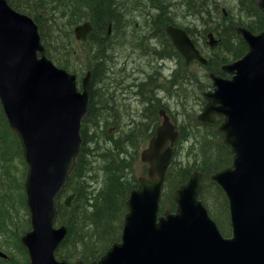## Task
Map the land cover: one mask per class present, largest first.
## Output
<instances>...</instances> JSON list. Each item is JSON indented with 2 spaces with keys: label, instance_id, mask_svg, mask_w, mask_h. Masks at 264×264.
Here are the masks:
<instances>
[{
  "label": "water",
  "instance_id": "obj_1",
  "mask_svg": "<svg viewBox=\"0 0 264 264\" xmlns=\"http://www.w3.org/2000/svg\"><path fill=\"white\" fill-rule=\"evenodd\" d=\"M257 7L264 17V0H257ZM91 30L90 21L77 24L76 39L85 40ZM236 32L248 50L221 67L231 78L210 73L214 89L204 93L207 103L198 115L204 124H215L214 114L224 119L218 130L232 163L210 180L227 199L231 236L221 234L198 199L200 170L174 190L175 211L158 214L178 138L161 109L162 122L140 154L147 176L139 177L129 193L121 238L89 264H264V22L258 34L244 26H236ZM166 33L186 64L207 63L184 29L167 25ZM207 37L211 47L218 44L211 32ZM90 83L88 71L78 90L76 75L46 56L37 24L0 0V105L27 166L24 192L31 229L20 242L29 264H71L55 257L67 234V226H55V221L59 196L80 153ZM74 197L67 195L62 205L70 207ZM0 257H7L1 249Z\"/></svg>",
  "mask_w": 264,
  "mask_h": 264
},
{
  "label": "trees",
  "instance_id": "obj_2",
  "mask_svg": "<svg viewBox=\"0 0 264 264\" xmlns=\"http://www.w3.org/2000/svg\"><path fill=\"white\" fill-rule=\"evenodd\" d=\"M7 1L13 8L31 16L37 22L42 42L46 45L45 47L48 56H51L49 49L50 45L47 44L45 36V24L40 22V19L44 18L38 14V10L46 9L44 11L47 14L49 13L48 20L52 21L53 24L56 20H59L60 25L64 30H68L72 23H78L82 20L89 19L94 26L93 32L97 37H103L100 42L107 44L110 42V39H113L115 31L117 34L120 32V22L122 18L120 15L132 10H140L137 7L140 6L141 1L144 0L139 1L140 5L137 4L138 0H134L132 3L130 0ZM182 1L186 4L188 10L201 12L203 14H209L210 12L213 13V10L217 11L219 6V4H217L218 2L216 3L215 0H197V4H194V0ZM245 1L246 4L248 3L249 10L253 13V18L259 17V24L257 22H235L231 20V18L228 19L227 17L222 16L223 24L219 25L222 32L219 31V34L223 38V41H220L219 46L222 48H219L216 51L213 50L216 59L213 55H210L207 63L208 68H213L212 70L215 72H217L216 61L217 64L220 62L231 61L241 57L246 52V44L238 37L234 29V26H236L237 23L245 25L254 33L262 28L263 18L261 13L255 8L257 0H238L239 9L243 8L242 6ZM29 6L34 8V10H31ZM200 8H203L204 11ZM166 19L167 23H174L173 18ZM109 28H111V33H108ZM93 40L95 42L96 38L94 37ZM225 42L227 46H225ZM102 45L103 44L100 43V46ZM223 50H226L224 53L229 54H220L219 52ZM233 50H235L234 54L228 59ZM220 56H222L223 59H221ZM95 57L96 59L100 58L98 54L95 55ZM217 58L220 62H218ZM60 66L65 67L62 63ZM100 74H104V68L98 63L94 68L93 80L97 79ZM142 84L143 85L137 86V90L134 94L135 96H139L144 104H149V106L147 104L143 109L146 115L145 117H147L145 118L146 122L144 123L139 120L137 123L135 122L134 125L131 124L133 125L130 129L131 134L127 135H125L124 131L123 133L120 132L115 135V132H111V129L113 128L111 126L115 127L120 121L130 119V112L131 109H133L131 108V105H133L139 112L142 110L144 104L142 102H140V104H137L136 102L134 103L133 97V101H129L125 107H122L119 103V96L117 94V90L121 85H119L118 81L115 83L114 79H111L110 81H108L107 78L104 79L102 81L103 88L102 90H97L95 97H93L95 95L94 91L92 90L91 92L90 97H93L94 99L91 104H89V110L82 120V129L80 132L82 138L81 151L65 189L76 176L80 179V187L76 190V195L70 207H63L60 203L58 205L57 222L67 226V234L55 252L58 259H66L70 262L82 259L86 262H90L94 259H98L105 253L112 243L120 239L123 217L126 213V200L130 190L136 185L135 179L129 177L131 168V164L127 160L131 153H129V150L132 147L131 151H133V148L139 143L141 137L149 135V132H151L150 126L152 121H154V118H156L155 115L158 106V104H153L154 97L151 96L149 90L150 86L146 82ZM1 122L3 126L0 127V139H3L5 142L7 141V143L3 145V160H0L2 167L8 174V176L5 177V182L10 188L4 189L3 191L6 200L0 197V228L3 227L1 223H3L4 226L10 227V223H12V216L10 215H13V211H16L17 203H19L20 207L27 209L25 196L21 192V181L19 182L17 178L14 176L12 177L10 174L12 166L11 157L16 154L19 155L21 153V147H19L20 144L18 139L14 132L8 127L4 114L0 109V123ZM180 128L181 130L183 129L182 132L186 135V142L192 139V147L188 150L189 156L183 161V163L187 161L184 165H181L182 163L179 160V165L176 166L173 164L174 162L172 160L173 163L171 162L172 164L170 165L166 180L169 182L175 180L176 183H183L189 178L192 167L195 166L192 164L196 161L199 162L201 166L200 170L204 174V182L199 194V199L208 208L210 215L217 221V223H221L222 228L220 229L223 235L228 236L230 235V225L229 223H225V220L227 219H224L223 221L221 220L220 222L214 212L217 207L219 210L220 205L222 206V203L225 204L227 201L219 186L210 181L207 183V179L211 171L214 172L230 165L232 154L225 145L219 142V138L216 137L217 135L203 134V137L208 140L210 139V141H214L216 138L218 142L215 144L213 142L212 144H210V142L202 144L203 139L197 140L198 136L194 135L192 132H188L187 129L183 128V125H180ZM204 128H206L205 130L210 131L206 126H204ZM87 130L90 131L89 134H87ZM182 132L180 131L179 136L182 135ZM10 134L12 135V138L9 139L8 137ZM117 135L120 136L117 138ZM12 139L17 141V147ZM88 142L91 148L85 146ZM193 146L195 148H193ZM191 159H193V163L190 162ZM8 189H12L13 191L17 190L18 198L16 199V202L12 203L9 200V196L5 195L6 190ZM169 203V207L173 210L175 204L172 199V194L169 197ZM163 207L164 197L161 195L160 212L164 210ZM29 228L30 223L27 220L18 235L14 230L16 234L15 246L20 253H25V255L27 253L19 242V235ZM12 259L13 258L8 255L3 261L9 262L10 264H18L17 260ZM23 264H27V256H24Z\"/></svg>",
  "mask_w": 264,
  "mask_h": 264
},
{
  "label": "rangeland",
  "instance_id": "obj_3",
  "mask_svg": "<svg viewBox=\"0 0 264 264\" xmlns=\"http://www.w3.org/2000/svg\"><path fill=\"white\" fill-rule=\"evenodd\" d=\"M28 1L34 2V0H28ZM130 1L132 3L134 0H130ZM139 1L140 0H138L137 2L138 5H140ZM215 1L216 3L218 2L217 4H219L218 10L217 11L213 10V13L210 12L209 14L207 13L203 14L201 12H194L193 10H188L186 4H184L182 0H144V1H141V5L137 7L140 10H135V11L132 10L130 12L120 15L122 16L121 22H120V32L117 34V32L115 31L113 34V39H110L109 40L110 42L107 44L100 42L102 41L103 37L102 38L99 36L97 37V35L93 32L94 30L92 31L93 33L90 32L88 34L85 40H78L75 37L74 27L80 22L72 23L68 30H64L61 27L59 20H56L54 24L52 23V21L48 20L49 13L47 14L44 11L46 9L38 10L39 15H41V11H44L47 15V17L41 15L44 19H40V22L45 24L44 27H45L46 41H47V44L50 45L49 49L51 52V56H48L47 54L48 58H50L52 62L56 64L57 66H60V64L62 63L66 67V68L65 67L63 68H65L70 73L75 74L77 76L78 87L80 89H81L82 78L85 76V74L88 71H90L92 73L90 91L92 92L93 90L95 93L93 97L96 96L97 90L98 91L102 90L103 88L102 81L104 79L107 78L108 81H110L111 79H114V82L116 83L118 81V79L116 78L121 77L122 81L119 82V85H121V87L118 88L117 94L119 96V103L121 104L122 107L123 106L125 107V105H127L129 101L130 102L133 101L132 96L135 95L134 93L137 90L136 88L137 85L138 86L143 85L142 83H145L148 77L152 80L151 84H153L152 89H153V96H154L153 104L155 105L158 104L156 115H155L156 118H154V121H152V124L150 126L151 132H149V135L142 136L139 143H137L135 148H133V151H131L132 147L130 146L131 148L129 150V153L130 152L131 153L129 154L128 159H127L129 163L131 164L129 177H133L135 179V183H136L135 187L138 186L139 177L147 176L148 165L141 160L140 154L142 150L147 147L148 141L151 138V136L154 134L158 125L161 124L162 119L159 116V112L161 109H164L165 112L169 115L171 121L175 124L176 130L182 132L183 129L181 130L180 125H183V128L187 129L188 132H192L194 135L198 136L197 140L203 139L202 144L205 142H210V144H212L213 142L215 144L218 142V140L219 142L222 143V132L218 130V127L224 121L223 116L218 117L214 114V117L216 118V123L213 125H210V124L202 123L198 119V115L201 114V112L203 111L207 103V99L204 93L209 90L214 89L213 81L210 78V73L220 74L223 77L229 78L228 73L221 72V67L224 64H228L236 59L231 60V61H226V62H220L219 59L217 58L218 62H220L217 64V61H216L217 72L213 71L212 70L213 68H208L207 64L202 65L201 63H197V62H190L189 64H186L184 57H182V55L176 50L170 38L167 36L165 32V27L166 25L169 24L167 23L166 18H170V19L173 18L174 19L173 25L184 28L189 33L191 38H193V40L195 41V43L197 44V46L199 47L203 55H205L207 58L210 57V55H213L214 58L216 59V56L213 50L216 51L217 49L222 48L219 46V44H220V41L221 42L223 41L222 36L219 34V31L221 32L219 25L222 22V16H225L228 19L231 18V20L233 19L235 20V22L236 21H241L242 23L257 22L258 24H259V17H255L253 18V20L246 19L244 15L239 12L240 9H239L238 0H215ZM197 3L198 1L194 0V4H197ZM255 8L257 11L261 13V16L263 18L262 28H261L262 30L263 22H264L263 12L261 9L257 7V5H255ZM13 9L16 10L15 8ZM30 9L34 10V8H31V7ZM200 9L204 11L203 8H200ZM18 12H21V11H18ZM148 13L154 14L155 15L154 19L157 20L155 24L157 36L156 37L154 36L155 38L154 37L150 38V36H144V33L146 32V29L144 28V26L146 27V21L150 19ZM142 24L143 26L141 27ZM236 26H243V25L239 24ZM236 26H234L235 32H236ZM261 30L255 33L257 34ZM210 32L213 34V37L218 40V44L214 47H211L207 43L208 42L207 35ZM236 34L241 39L240 35L237 32ZM94 37L96 38L95 42L93 40ZM133 42H137L138 45L137 46L135 44L133 45ZM100 43L103 44L105 47L103 45L100 46ZM154 44L157 45V47ZM42 45L44 46L45 52L47 53L46 47H45L46 45L44 44V42H42ZM225 46H227L226 42H225ZM147 47H149L148 48L149 62H147V65L149 67L145 65L142 68L144 70L145 68H149L150 73L148 77H145V78L140 77L138 80L137 76H135L136 74L134 73V68L135 66L138 65V62H135L131 59L127 60L125 56L127 54H131L130 57H132L136 53H139L143 48H147ZM155 48H157L156 53L154 50ZM247 50H248V47L246 45V51ZM225 51L226 50H223L219 53L224 54V55L229 54V53H224ZM234 52L235 50L232 51L231 56H229L228 59L232 57ZM97 54L100 58L96 59L95 55ZM166 54L168 55L171 54L174 58H171L170 61L169 60L161 61L162 57L166 56ZM141 58L143 57H140V59ZM220 58L223 59L222 56H220ZM98 63L100 64L101 67L104 68V74L98 75L97 79L93 80L94 68L96 64ZM162 63L166 65L164 66L165 68L157 67L158 64L162 65ZM144 64H146V62H144ZM139 73H142V72L139 71ZM138 82L140 83L138 84ZM93 97L92 98L90 97V99L88 100V109H89V104H91V102L94 99ZM131 108L133 109H131V112H130V119L120 121V123L115 125V127L110 125L111 127H113L111 129L112 133L115 132V135H116V134H119L120 132L123 133L124 131L125 135L131 134L130 129L134 125L135 122L137 123L139 120H141V122H144V123L146 122V119H145L146 117L143 118L142 115L138 113V110H136L133 105H131ZM0 109L2 110L1 107ZM1 126H3L2 122L0 123V127ZM204 126H206L207 129H209L210 131L205 130L206 128H204ZM111 127H108V128H111ZM81 129H82V121L80 125V132H81ZM87 132H88L87 134L90 133V131L88 130ZM203 134L205 135L214 134L215 136L217 135L216 137H218L219 139L217 140L215 138L214 141H210V139L208 140L207 138L203 137ZM179 135L174 144V153H173V159H172L174 163L171 161L176 166L179 165L178 162L180 161L182 163L181 165H184L187 162L186 161L185 163H183V161L186 160L184 153L186 150L192 147L191 146L192 139L186 142L185 140L186 135L183 132L181 136ZM80 136H81V133H80ZM119 136L120 135H117V138ZM8 138L9 139L12 138V135L10 134ZM12 140H14L15 145L17 147L18 145L17 141L15 139H12ZM5 143H7V141L5 142L3 141V139H0V154H1L0 159L1 160H3L2 153L4 152L3 145ZM85 146H89V142L85 144ZM89 148L91 147L89 146ZM193 148L195 147L193 146ZM227 148L229 149V147ZM1 160H0V177H1L0 197L6 200L5 196L3 195V191L4 189L10 188V187L6 185L5 177H7L8 174L5 172L4 168L2 167ZM11 160H12L11 161L12 166H11L10 174L12 177L14 176L15 178H17L19 182L21 181V185H22L21 192L24 195L23 181L25 178L27 167L23 160L22 152L19 155L17 154L13 155L11 157ZM190 162L193 163L194 162L193 159H191ZM192 165H195V166L192 167V171L189 175V178L195 170H200V167H201L199 162L197 161ZM215 172L216 171L210 172V174L208 175L207 183H209V181L212 182L210 180V176L214 174ZM166 179L167 177L164 180L163 187H162L163 191L161 192V195L162 197H164V207L163 208L170 210L171 207H169L170 205L169 197L172 194V199L174 200V190L182 182L176 183L175 180H172V182H169ZM203 182L204 180H202V185H203ZM79 187H80V179H78V177L76 176L75 178L71 180L70 184L66 187L65 191L62 194L61 201H63L67 195L71 193H76V190ZM199 194H198V197H199ZM5 195L9 196V200L12 203L16 202V199L18 198L17 190L13 191L12 189H8L6 190ZM160 200H161V197H160ZM160 200H159V213H162L163 211L160 212ZM174 204H175V201H174ZM125 209H126L125 212H127V207ZM175 209H176V205L173 210L171 209V211H175ZM215 210L216 211L214 212L216 214V217L219 219V221L221 222V220L223 221L224 219H227L225 220V223L228 224L229 219H230L229 210H228V202H226L225 204L222 203V206L220 205V209L218 210V207H217ZM10 216H12V223H10V227L4 226L3 223H1L3 227L0 228V249L6 252V254L10 255L14 260H17L18 264H23L24 256H27V264H28L29 262L28 255L27 254L25 255V253L24 254L20 253L15 246L16 234L14 230L17 232V235L19 234V232H21L22 227L24 226L25 222L27 220L29 221V217H30L29 211L28 209H24L23 207H20L19 203H17L16 211H13V215H10ZM123 222H124V217H123ZM218 224H219L218 226L222 228L221 223H218ZM58 225L60 224L56 221V226ZM30 229L31 228H29L28 230ZM26 231H24L23 233H25ZM23 233L19 235V239ZM120 238H121V235H120ZM75 261L71 263H74ZM0 264H10V263L3 261V259L0 258Z\"/></svg>",
  "mask_w": 264,
  "mask_h": 264
},
{
  "label": "bare ground",
  "instance_id": "obj_4",
  "mask_svg": "<svg viewBox=\"0 0 264 264\" xmlns=\"http://www.w3.org/2000/svg\"><path fill=\"white\" fill-rule=\"evenodd\" d=\"M245 4H246V1H245ZM239 12L241 13V14H243L244 15V17L246 18V19H249V20H253V13H252V11L251 10H249V7H248V3L246 4V5H244L243 6V8L242 9H240L239 10ZM148 15H149V18L151 19H148L147 21H146V27L144 26V28L146 29V32L144 33V36H150V38L151 37H156L157 36V32H156V27H155V24H156V21L157 20H155L154 18H155V15L154 14H151V13H148ZM233 20V19H232ZM233 21H235V20H233ZM237 22V21H236ZM221 24H223L222 22H221ZM236 25H239L238 23L236 24ZM241 25H243V24H241ZM143 26V24L141 25V27ZM243 26H245V25H243ZM246 27V26H245ZM135 29V28H134ZM111 28H109V30H108V33H111ZM133 30V29H132ZM141 35H142V33H141ZM154 37V38H155ZM138 45V43L137 42H133V45ZM171 58H173V56L170 54V55H168V54H166V56H164V57H162V59H161V61L162 60H171ZM163 63H164V61H163ZM162 63V65L161 64H158L157 65V67H164V66H166L165 64H163ZM165 68V67H164ZM116 79H118V82H121V77L119 78V77H117ZM146 83L150 86L149 87V90H150V92H151V96L152 97H154L153 96V89H152V85L153 84H151L152 83V80L148 77L147 78V80H146ZM188 150H190V149H188ZM188 150H186L185 151V153H184V156L187 158L189 155H188Z\"/></svg>",
  "mask_w": 264,
  "mask_h": 264
},
{
  "label": "flooded vegetation",
  "instance_id": "obj_5",
  "mask_svg": "<svg viewBox=\"0 0 264 264\" xmlns=\"http://www.w3.org/2000/svg\"><path fill=\"white\" fill-rule=\"evenodd\" d=\"M155 45V44H154ZM156 47H157V45H155ZM148 48L149 47H147V48H143L139 53H136L134 56H132V57H130V55L131 54H127L126 56H125V58L127 59V60H129V59H131V60H133V61H135V62H138V65H139V67H138V65L137 66H135V68H134V73L136 74L135 76H137V78H138V80H139V78L140 77H142V78H145V77H148V75H149V73H150V71H149V68H145V70L142 68L143 66H145V65H147V62H149V53H148ZM155 50V53H156V51H157V48H155L154 49ZM154 50H153V52H154ZM138 56H140V57H143V58H141L140 59V57H138ZM144 62H146V64H144ZM147 67H149L148 65H147ZM139 71H141L142 73H139ZM122 72V71H121ZM122 81V80H121ZM141 81H143V80H141ZM140 81V82H141ZM140 82H138V84L140 83ZM138 86V85H137ZM137 88V87H136ZM90 95H91V93H90ZM134 97V102H136L137 104H140V102H142L143 104H144V102L142 101V100H140V98H139V96H132V98ZM140 100V101H139ZM142 104V105H143ZM148 104V103H147ZM147 104H144L143 106H142V110L141 111H139L138 113L139 114H141L142 115V117L143 118H145V113H144V111H143V109L145 108V106L147 105ZM141 106V105H140ZM148 106H149V104H148ZM147 115H148V112H147ZM147 118V117H146Z\"/></svg>",
  "mask_w": 264,
  "mask_h": 264
}]
</instances>
